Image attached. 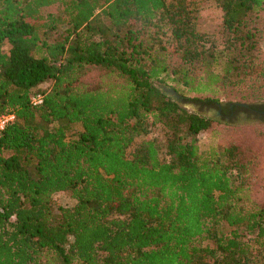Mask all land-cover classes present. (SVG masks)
I'll list each match as a JSON object with an SVG mask.
<instances>
[{
  "label": "trees",
  "instance_id": "16d2710c",
  "mask_svg": "<svg viewBox=\"0 0 264 264\" xmlns=\"http://www.w3.org/2000/svg\"><path fill=\"white\" fill-rule=\"evenodd\" d=\"M263 43L264 0H0V264H264V126L157 86L264 108Z\"/></svg>",
  "mask_w": 264,
  "mask_h": 264
},
{
  "label": "rangeland",
  "instance_id": "374dc122",
  "mask_svg": "<svg viewBox=\"0 0 264 264\" xmlns=\"http://www.w3.org/2000/svg\"><path fill=\"white\" fill-rule=\"evenodd\" d=\"M219 24H220V20L218 18H207V19H203L202 21H200L199 25H198V31L201 33H206L208 35H214L212 36V38L217 39L218 37V31H219ZM217 33V34H216ZM216 34V35H215ZM262 50L264 52V43L262 44ZM50 83H44L40 86L41 89L45 90L49 87ZM157 86L164 91L167 95L171 96L174 98L172 92L174 90H172L169 87H164L162 85L157 84ZM175 92V91H174ZM176 93V92H175ZM180 102V105L182 106V108L186 109L187 111L190 112H202L203 110L195 104H190V103H185L183 100H178ZM205 113V112H204ZM239 125H260V126H264V124L260 123V122H246V123H239ZM148 138H152L156 140V143L159 145L161 140H162V135L160 132L158 131H152L151 133L144 135V136H140L137 137L135 140L136 142H140L144 139H148ZM199 142L201 146H204L206 143V138L204 135H201L199 138ZM54 203L56 207H68V206H72L74 204V200L71 198L69 193L66 192H60L54 195Z\"/></svg>",
  "mask_w": 264,
  "mask_h": 264
},
{
  "label": "flooded vegetation",
  "instance_id": "af4514ba",
  "mask_svg": "<svg viewBox=\"0 0 264 264\" xmlns=\"http://www.w3.org/2000/svg\"><path fill=\"white\" fill-rule=\"evenodd\" d=\"M264 105V104H260ZM239 109H235L234 106L217 105L216 107L204 106L200 112L203 116L212 117L224 122L235 121L237 123L246 122H260L264 124V108L258 107L256 109L238 106ZM205 112V113H204Z\"/></svg>",
  "mask_w": 264,
  "mask_h": 264
},
{
  "label": "built area",
  "instance_id": "2783aa9c",
  "mask_svg": "<svg viewBox=\"0 0 264 264\" xmlns=\"http://www.w3.org/2000/svg\"><path fill=\"white\" fill-rule=\"evenodd\" d=\"M31 102L33 105H38L42 102V95L38 94L32 97ZM14 120L13 114H1L0 115V133L6 128V126Z\"/></svg>",
  "mask_w": 264,
  "mask_h": 264
},
{
  "label": "water",
  "instance_id": "95a60500",
  "mask_svg": "<svg viewBox=\"0 0 264 264\" xmlns=\"http://www.w3.org/2000/svg\"><path fill=\"white\" fill-rule=\"evenodd\" d=\"M172 94H173L175 100H180V101L182 100L174 91L172 92ZM239 106H241V107H247L248 105H246V104H239Z\"/></svg>",
  "mask_w": 264,
  "mask_h": 264
}]
</instances>
